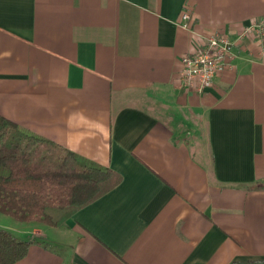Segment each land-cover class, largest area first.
I'll use <instances>...</instances> for the list:
<instances>
[{
    "label": "crops",
    "instance_id": "1",
    "mask_svg": "<svg viewBox=\"0 0 264 264\" xmlns=\"http://www.w3.org/2000/svg\"><path fill=\"white\" fill-rule=\"evenodd\" d=\"M262 20L264 0H0V115L120 177L58 235L0 220L31 241L14 264H264ZM217 34L232 58L195 93L181 57Z\"/></svg>",
    "mask_w": 264,
    "mask_h": 264
},
{
    "label": "trees",
    "instance_id": "2",
    "mask_svg": "<svg viewBox=\"0 0 264 264\" xmlns=\"http://www.w3.org/2000/svg\"><path fill=\"white\" fill-rule=\"evenodd\" d=\"M69 155L0 115V213L59 227L119 182V176L90 164L66 166ZM30 244L0 228V264L23 259Z\"/></svg>",
    "mask_w": 264,
    "mask_h": 264
},
{
    "label": "built area",
    "instance_id": "3",
    "mask_svg": "<svg viewBox=\"0 0 264 264\" xmlns=\"http://www.w3.org/2000/svg\"><path fill=\"white\" fill-rule=\"evenodd\" d=\"M189 18V13L183 11L181 25L185 29H189ZM262 23L264 20L261 21ZM258 29L259 32L261 29ZM251 30H256V26L245 29L247 32ZM196 37L198 39L196 50L181 57L180 78L187 89L195 93H203L229 65L232 58V44L224 34L212 35L204 39L199 35Z\"/></svg>",
    "mask_w": 264,
    "mask_h": 264
},
{
    "label": "rangeland",
    "instance_id": "4",
    "mask_svg": "<svg viewBox=\"0 0 264 264\" xmlns=\"http://www.w3.org/2000/svg\"><path fill=\"white\" fill-rule=\"evenodd\" d=\"M6 217V218H5ZM4 219H13L12 217H9L5 214L0 213V220L3 222ZM13 221V220H12ZM3 226H5L7 223H1ZM46 232L49 234H60L59 229L55 228V227H51L49 225H47L45 227ZM47 243L50 245V248L53 249L55 252H59V253H64L65 249L60 245L59 242L54 241L53 239H50L47 241Z\"/></svg>",
    "mask_w": 264,
    "mask_h": 264
}]
</instances>
